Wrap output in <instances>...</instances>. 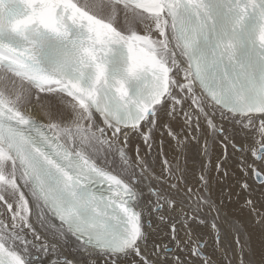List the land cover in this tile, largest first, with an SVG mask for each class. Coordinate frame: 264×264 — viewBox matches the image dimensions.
<instances>
[{
    "label": "snow or ice",
    "instance_id": "snow-or-ice-1",
    "mask_svg": "<svg viewBox=\"0 0 264 264\" xmlns=\"http://www.w3.org/2000/svg\"><path fill=\"white\" fill-rule=\"evenodd\" d=\"M250 181L264 0H0V264H264Z\"/></svg>",
    "mask_w": 264,
    "mask_h": 264
},
{
    "label": "bare ground",
    "instance_id": "bare-ground-1",
    "mask_svg": "<svg viewBox=\"0 0 264 264\" xmlns=\"http://www.w3.org/2000/svg\"><path fill=\"white\" fill-rule=\"evenodd\" d=\"M165 150H168V145H164ZM183 159H187L188 165L192 166L193 164L197 163L200 159L198 153L193 150L188 155L186 158H182V163ZM250 183H252L250 181ZM253 184V188L256 189V191L253 193L251 199L257 201V207L259 208V202L264 201V196L260 194L261 190L259 188V185ZM241 198L239 203L232 204L230 205V214L232 218L235 221H238L243 224L244 228L246 231H244L245 238L251 237V247L255 252V255L252 257V259L256 260L257 262L259 261L261 254L264 253V227L256 223V216L249 211L247 207L244 206V199ZM261 210V213H264V208H259V211ZM239 224V223H238ZM225 227H228V225H225ZM235 236L232 235V239L234 241ZM233 246H235L233 244ZM209 251H211V246L209 247Z\"/></svg>",
    "mask_w": 264,
    "mask_h": 264
},
{
    "label": "rangeland",
    "instance_id": "rangeland-1",
    "mask_svg": "<svg viewBox=\"0 0 264 264\" xmlns=\"http://www.w3.org/2000/svg\"><path fill=\"white\" fill-rule=\"evenodd\" d=\"M252 183H254L255 185H259V183L258 182H255V181H251ZM260 212H261V210H260ZM239 226H240V228L242 229V231L244 232V231H246V229L244 228V226H243V224L242 223H240V222H238V221H235ZM245 233V232H244ZM233 235L235 236V234L233 233ZM235 238V237H234Z\"/></svg>",
    "mask_w": 264,
    "mask_h": 264
}]
</instances>
